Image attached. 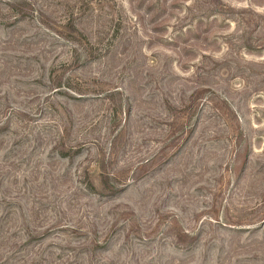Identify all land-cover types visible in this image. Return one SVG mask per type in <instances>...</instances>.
Wrapping results in <instances>:
<instances>
[{"label": "rangeland", "instance_id": "rangeland-1", "mask_svg": "<svg viewBox=\"0 0 264 264\" xmlns=\"http://www.w3.org/2000/svg\"><path fill=\"white\" fill-rule=\"evenodd\" d=\"M0 264H264V0H0Z\"/></svg>", "mask_w": 264, "mask_h": 264}]
</instances>
